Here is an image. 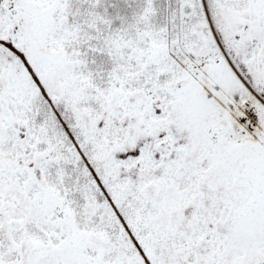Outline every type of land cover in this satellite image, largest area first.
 <instances>
[{
	"label": "snow or ice",
	"instance_id": "1",
	"mask_svg": "<svg viewBox=\"0 0 264 264\" xmlns=\"http://www.w3.org/2000/svg\"><path fill=\"white\" fill-rule=\"evenodd\" d=\"M0 264H264V0H0Z\"/></svg>",
	"mask_w": 264,
	"mask_h": 264
}]
</instances>
